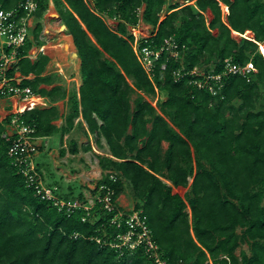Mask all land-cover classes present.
<instances>
[{
  "label": "trees",
  "instance_id": "1",
  "mask_svg": "<svg viewBox=\"0 0 264 264\" xmlns=\"http://www.w3.org/2000/svg\"><path fill=\"white\" fill-rule=\"evenodd\" d=\"M21 1L0 0V7L22 13ZM50 1L39 0L35 16L42 17ZM184 1L166 8L163 16L166 0H53L73 35L82 83L79 91L69 92L59 84L42 86L54 81L43 74L49 56L23 57L19 69L34 74L24 83L51 101L68 94V111L61 125L55 122L56 104L37 105L21 116L36 126L37 135L59 133L63 140L82 125L76 124L82 115L87 133L99 144L104 137L110 150L99 154L108 171L98 183L114 186L118 196L123 179L130 181L134 208L143 209L170 264H264V0ZM143 4V20L152 29L142 44L159 48L174 37L182 48L178 57L163 51L153 76L139 61L127 28L138 22L135 9ZM208 9L213 17L207 22ZM105 15L117 17L116 28ZM43 28L38 20L33 38L22 46L24 54L43 44ZM247 30L252 38L244 35ZM227 57L240 65L252 61L254 67L246 74L225 73ZM217 73L220 79L208 77ZM160 91L166 97L153 105L146 95ZM132 93L137 94L134 105ZM4 131L0 119V264H153L143 246L113 245L128 227L110 225L114 212L100 203L94 208L98 218L83 220L84 208L67 213L41 198L8 153ZM68 149L78 151L75 139ZM53 184L60 197L85 200L80 192L63 193L60 181ZM177 186L188 187L185 196L173 192ZM242 243L248 250L238 253Z\"/></svg>",
  "mask_w": 264,
  "mask_h": 264
},
{
  "label": "built area",
  "instance_id": "2",
  "mask_svg": "<svg viewBox=\"0 0 264 264\" xmlns=\"http://www.w3.org/2000/svg\"><path fill=\"white\" fill-rule=\"evenodd\" d=\"M221 6L224 14H226L227 5L221 3ZM18 7L23 9L22 13H19L17 8L7 9L0 7V98H5L8 108H10L7 115L3 118L0 117V119L4 120L5 123L3 137L10 143L8 153L12 156L15 165L26 176L28 184L36 189V193L41 198L52 200L59 210L70 213L76 208L82 207L86 210V214L82 217L83 220L91 219L89 217L92 214L97 215V212L94 213L97 203H100V208L105 209L109 213L114 212L107 222L110 225H116L118 228L126 224L128 228L125 232H119L115 236L113 245L119 247L128 246L130 249L143 246L152 258L153 264H170L162 257L159 245L152 237V229L147 222L146 215L143 214V209H125L118 202L117 191L114 186L103 182L99 183L95 188L97 191L95 195L83 201L79 198L60 197L57 194L58 185L45 182L38 166L36 155L40 150L41 144L47 142V140L43 139L45 136L37 135L36 126L27 123L21 116L26 110L32 109L39 104H44L45 101L44 97L40 93L35 92L31 85L24 83L26 79L33 78L34 75L24 74L18 67V63L23 57L29 56L32 58L34 56L31 49L27 54H24L22 46L25 45L28 38H33V17L39 7V0H23ZM135 11L139 20L136 24L129 26L130 32L134 36L130 42L139 61L143 64L148 74L153 76L156 59L163 51L168 52L171 56L178 57L181 55L182 48L174 37L166 38L159 48H153L149 44H142V38L151 35V32L148 35L143 33L140 26L141 22H145L142 17L144 4L138 6ZM112 18L118 20L117 17ZM40 48L43 49V44L40 45ZM262 51L264 52V50ZM165 66V64H162V67ZM253 67L252 61H248L245 65H240L234 62L231 57H227L224 64V72L246 74ZM197 70V67H195L192 72ZM181 72L182 70H178V73ZM208 77L217 80L222 77V74H212ZM195 81L202 86V80L196 79ZM110 173V176L115 180V174Z\"/></svg>",
  "mask_w": 264,
  "mask_h": 264
},
{
  "label": "rangeland",
  "instance_id": "3",
  "mask_svg": "<svg viewBox=\"0 0 264 264\" xmlns=\"http://www.w3.org/2000/svg\"><path fill=\"white\" fill-rule=\"evenodd\" d=\"M184 2H185L184 0H166V3L164 5V10L161 12V15L164 16L166 14V8H168L169 6L175 3L182 4ZM48 10H49L48 12L47 11L45 12V14L51 13L49 17L47 18L45 17L48 20L44 18L45 14L42 17L36 16L35 20L36 22L38 20L41 21L43 27H46V25H48V29H50V37L48 36L49 33H46L47 34L46 36L44 32H42V34L46 37V39H48L50 43H52L50 44V49L54 51V47H56L55 45H57V41H58L57 38L59 34L61 33L60 36H64L65 35L64 32H67V29L63 28L62 19L55 16V13H59V12L53 0L50 1ZM205 15L207 17V22L210 21V19L213 17L210 9L205 11ZM105 19L112 28L117 27V22H118L117 20H114L112 17H108L106 15H105ZM61 26L63 30L61 29ZM129 26L130 24H127V28L130 31ZM140 26L143 33H145L146 35L150 34L152 25L149 26V24H147L146 22H141ZM214 32H216V30H214ZM233 35L238 39H240L243 36L242 34L237 32H233ZM246 35L253 36V32L247 30ZM260 49L264 50V42H261ZM54 54H57L56 48ZM69 59H71V62L73 63V65H75L76 68L74 67L71 69H64L66 77L62 76V78L60 77L59 78L61 80H64V83L66 84L65 86L67 88L74 89L78 87L77 82L81 81V74L77 72V70L79 69L78 60H77L78 54H73L71 52V54H69ZM59 81L60 80H58V82ZM136 95H137L136 93H132L131 96L132 105H134L133 98ZM165 97L166 94L161 91L157 92L155 96L146 95V98L153 105H158L157 104L158 99H164ZM9 111L10 109H7L6 102L4 101L2 103L0 102V117L1 118L5 117ZM61 120L62 119H59L57 120V122L61 123ZM92 136L89 133H87V131L85 130V126H81V124H79L77 125L76 128L74 127L72 131L68 132V135H64L63 140L61 139V135L59 133L54 134L53 137H51L52 147H50L49 152L46 153V157L49 156L47 157L46 160L48 162V165H46V169L43 170V177L47 184H53L60 181V183H63L62 189L64 192L69 193L71 192V190H73V192H71L72 196L73 195L78 196L80 192L83 193L85 199L92 198L95 195V193L97 192L95 189L96 184L108 171L102 168L99 162V154L108 155L110 150L106 142V139L104 137H102L101 139L103 144L98 145L95 141L94 136L93 137ZM71 139H75L77 142L78 152L76 154L70 152V150L68 149L70 146ZM44 143H45L44 145L46 146L47 144L49 145L48 141ZM86 145H90V148H85ZM167 145L168 143L164 142V148H166ZM62 147L66 148V153L64 155L61 154ZM38 154L39 152L37 153L36 158L38 157V159H40L41 153L39 154V156ZM189 179L191 183L192 177H190ZM187 189L188 187L177 186V187H173V192H179L183 196H185ZM136 201L137 198L133 193L132 184L128 179L124 178L123 189L122 192H120V194L118 195V202L123 207H125V209H132L134 208ZM95 212L97 211L94 210V213ZM89 218H91V220H95L96 218H98V215L95 216L94 214H92ZM241 249L248 250L247 243H242L238 248L237 252L240 253Z\"/></svg>",
  "mask_w": 264,
  "mask_h": 264
},
{
  "label": "crops",
  "instance_id": "4",
  "mask_svg": "<svg viewBox=\"0 0 264 264\" xmlns=\"http://www.w3.org/2000/svg\"><path fill=\"white\" fill-rule=\"evenodd\" d=\"M52 1V0H51ZM49 10H47V12H48ZM50 13H47V14H45V16H44V18L46 17H48V15H49ZM35 17L36 16H34L33 17V26H35L36 24V20H35ZM45 18V19H46ZM46 20H48V19H46ZM63 24V23H62ZM61 29L63 30V28H62V26H61ZM65 29H67V28H65ZM42 32H44L45 33V36L47 35L46 33H49L48 34V36L50 37V29H48V25H46V27H44L43 28V30H42ZM42 32H41V34H42ZM61 34V33H60ZM60 34H59V36H58V41H57V45H55L56 47H54V51H52L51 49H50V44H52V43H50L49 41H48V39H46V37L42 34V35H40V37H41V40H43V49H41L40 48V45H34L32 48H31V52L34 54V56L32 57V59H35L37 56H38V54L40 53V52H43V53H45V54H47L48 56H49V61H48V63H47V65H46V67H45V69H44V71H43V74L44 75H51V76H53V78H54V81L53 82H51L50 84H41L42 86L44 85V86H46V87H48V88H50V87H52V86H54V85H62V87L64 88V89H66L67 90V92H69L70 90H72V89H69V88H67L65 85V83H64V80H61L60 78H62V76H65L66 77V75H65V70L64 69H71V68H74L75 67V65H73V63L71 62V59H69V54H71V52L73 53V54H78V50H77V47H76V44H75V41H74V38H73V35L71 34V33H68V32H64V36H60ZM70 37L71 38V40L70 39H68L67 37ZM46 40V41H45ZM55 48L57 49V54H54L55 53ZM52 51V52H51ZM70 52V53H69ZM74 56V55H73ZM78 70H77V72H79L80 74H81V58H80V56H79V54H78ZM76 68V67H75ZM32 74V76L34 75L33 73H31ZM34 77V76H33ZM60 77V78H59ZM60 80L59 82H58V80ZM81 83H82V75H81V81H78L77 82V84H78V87L76 88L78 91H79V87H80V85H81ZM68 86V85H67ZM75 89V88H74ZM42 97H44V101H45V103L42 105V104H39V106H49V105H51V104H56V105H58V107H59V110H60V116H59V118L57 119V120H59V119H62L61 120V123H58L57 122V120L55 121L58 125H61L63 122H64V115L66 114V112L68 111V94H67V96L66 97H64V98H60V99H58V100H56V101H51L48 97H46V96H44V95H42ZM0 99H4L3 101L4 102H6V106H7V100L5 99V98H0ZM2 100H0V102L2 103L3 101ZM60 101H62V102H60ZM60 103H62V104H60ZM7 109H10V108H8V106H7ZM78 121H81L82 122V125L81 126H85V127H87V124H86V122H85V120L83 119V117H82V115L79 117V118H77L76 119V124H77V122ZM77 126H75V128H76ZM74 129V128H73ZM72 129V130H73ZM86 129V128H85ZM71 130V131H72ZM65 135H68V133H66ZM91 136H92V134H90ZM46 138H43L44 140H47L48 141V143H49V145L47 144V146L46 145H44L43 147H42V149L41 150H39V154L41 153V158L40 159H38V157H37V161H38V163H39V166H40V168L42 169V170H44V169H46V165H48V162L46 161L47 160V157H49V156H47L46 157V153H48L49 152V149H50V147H52L51 146V137H53V135L52 136H45ZM93 137V136H92ZM50 141H49V140ZM41 140V139H40ZM97 143V142H96ZM98 145H102L103 144V142H102V140H101V143L99 144V143H97ZM78 152V151H77ZM76 152V153H77ZM76 153H74V154H76ZM39 154H38V156H39ZM62 176V175H61ZM65 178V177H64ZM57 183V182H56ZM64 192V191H63Z\"/></svg>",
  "mask_w": 264,
  "mask_h": 264
},
{
  "label": "water",
  "instance_id": "5",
  "mask_svg": "<svg viewBox=\"0 0 264 264\" xmlns=\"http://www.w3.org/2000/svg\"><path fill=\"white\" fill-rule=\"evenodd\" d=\"M51 15V13L48 15V17ZM55 16H57V17H59L60 19H61V17H60V14L59 13H55ZM63 28H66V25L63 23Z\"/></svg>",
  "mask_w": 264,
  "mask_h": 264
},
{
  "label": "bare ground",
  "instance_id": "6",
  "mask_svg": "<svg viewBox=\"0 0 264 264\" xmlns=\"http://www.w3.org/2000/svg\"><path fill=\"white\" fill-rule=\"evenodd\" d=\"M245 35H246V33H245ZM246 36H248V35H246ZM66 37H67V36H66ZM248 37H251V38H252L253 36H250V35H249ZM68 39H70V40H71V38H70V37H68Z\"/></svg>",
  "mask_w": 264,
  "mask_h": 264
},
{
  "label": "clouds",
  "instance_id": "7",
  "mask_svg": "<svg viewBox=\"0 0 264 264\" xmlns=\"http://www.w3.org/2000/svg\"><path fill=\"white\" fill-rule=\"evenodd\" d=\"M99 183L96 184V186L98 185Z\"/></svg>",
  "mask_w": 264,
  "mask_h": 264
}]
</instances>
